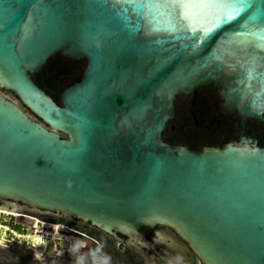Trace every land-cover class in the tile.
Segmentation results:
<instances>
[{"label": "water", "instance_id": "obj_1", "mask_svg": "<svg viewBox=\"0 0 264 264\" xmlns=\"http://www.w3.org/2000/svg\"><path fill=\"white\" fill-rule=\"evenodd\" d=\"M247 4L237 0L231 19H181L183 8L168 16L117 0H0V88L37 118L0 92V199L127 235L138 250L131 233L164 225L204 264H264V145L162 140L177 97L208 85L242 128L264 122V0ZM56 55L85 61L59 102L32 79ZM2 216L10 244L33 248L20 239L29 228ZM41 240L55 256L73 249Z\"/></svg>", "mask_w": 264, "mask_h": 264}, {"label": "flooded vegetation", "instance_id": "obj_2", "mask_svg": "<svg viewBox=\"0 0 264 264\" xmlns=\"http://www.w3.org/2000/svg\"><path fill=\"white\" fill-rule=\"evenodd\" d=\"M56 57H61L62 59L60 60V67L57 69V71L55 70V72H58V78L60 70H71V64L79 61L63 57L61 55H56L48 61L43 69L32 75V79L34 82L35 78L38 79V75L50 78L49 69L55 62ZM72 78L66 81L67 85L62 90L79 80L81 78V75L79 78ZM36 84L45 92H47V87L39 83ZM4 91L7 90L0 88V92ZM221 102L222 100L219 96L218 89L214 88L212 85H208L204 88L198 89L195 96L184 94L178 96L175 101V119L173 122H169L167 128L162 132L163 142L172 147L186 146L187 148L192 150L221 147L226 143L241 144L242 138L250 139L252 141L256 140L258 144L259 138L264 137V130L262 127L264 125V122H257L255 119L248 118L244 120V127L242 128L240 117L234 116L233 113L225 112L223 110ZM20 107L22 109L25 108L22 104L20 105ZM5 204L13 206L15 210H18L19 208L21 209V206H25L29 209L34 208L18 202L0 199V207L4 206ZM36 209L46 211L39 208ZM50 212L60 214L55 211ZM54 213H52L53 215L43 214L36 216H38V218H43L44 216L48 215L49 217L56 218L57 216H55ZM16 214H18L16 215L17 222L23 223L24 221H26L27 224H23H25L27 228L36 230L32 227V222L36 220V217L34 215H30L28 212H20ZM59 218L77 224V230L66 229L64 231L61 229L59 233L64 237L80 236L82 234H85L88 235L92 241V245H89L88 248L92 249L94 247H98V249L103 250H106L108 248L102 242V239L97 236L99 234L98 232L97 235H92L86 231L83 232L81 230V228L79 227V222L86 224V222H84L83 220L75 219L70 215H68L69 219H65L62 217ZM48 224L44 223V225ZM55 225L56 223H54V225L49 224V226H45L46 229L44 230H36V233L44 236L47 241H53L52 243H54L55 240L59 239L56 237L53 238L52 236L54 233L53 230ZM92 227L95 228L94 226ZM97 230L117 243L118 251L127 256V258L123 260L125 262L127 261L139 264L133 258L134 255H139L150 264H172L170 262V259L179 261L181 264H204L195 255L189 245L177 234V232L168 226L156 225L153 228L142 227L138 230V232L131 233L130 235L132 236V238L140 240L143 243V250H138L132 245L128 244L127 240L129 239V236L127 235L118 234V239L106 234L99 229ZM99 241H101V243ZM23 243L26 245L25 242ZM153 247H155L156 250ZM28 248L34 253L35 249L30 247ZM157 250L161 251L164 255L159 256L157 254ZM130 251H132V254ZM166 255L170 259H167ZM45 258L52 257L45 256L44 258L37 259Z\"/></svg>", "mask_w": 264, "mask_h": 264}, {"label": "rangeland", "instance_id": "obj_3", "mask_svg": "<svg viewBox=\"0 0 264 264\" xmlns=\"http://www.w3.org/2000/svg\"><path fill=\"white\" fill-rule=\"evenodd\" d=\"M82 66L84 67L85 61L82 59L81 61ZM70 70H60L59 77L60 78H66L70 73ZM38 78L39 75H38ZM53 80V79H52ZM53 83H56V80L52 81ZM5 98L13 101L15 104H17L20 107L19 100L10 92L4 91L1 92ZM32 119H37L33 114H31L26 108H23ZM23 210V211H22ZM16 211L17 213H23L28 212L30 215H34L36 217L37 222H39L38 226H34L33 229L38 230H44L46 229L45 226L54 225L56 223L54 230H53V238L57 237L59 240H61L59 243L60 247H67V248H73L70 250H65L63 248L58 250L57 256H55V248L53 245V249H48L46 251L45 243L40 242L42 241V235L37 234L36 230L29 229L27 236L25 237L26 240H28L29 245H33L34 253L22 242H13L9 246H2L0 245V264H135L131 262H125L123 261L125 258H127L126 255H123V253L119 252L117 249V243L106 237L105 234L98 231L96 228H93L89 224H84L82 222H79V227L84 232H88L89 234L97 235V232L99 233L97 236L102 239V242L108 247L106 250L98 249L97 248H88V246L92 245V241L88 235L82 234L80 236H66L64 237L59 232L60 230H66V229H73L77 230V224L73 222L75 225H69L66 223H60L57 220L49 218V216L39 217L36 215H43V214H50L53 215L50 211H42L38 210L36 208H26L25 206H21V209L18 210H12ZM59 213V212H57ZM55 214V213H54ZM57 216L56 218L60 220L59 217L69 219L68 214L60 213L55 214ZM63 220V219H62ZM31 222V221H30ZM23 223H26L24 221ZM29 223V222H28ZM44 223H49L48 225H44ZM32 231V232H31ZM50 236V235H49ZM62 236V237H61ZM41 237V238H40ZM101 243V241H99ZM109 243V244H108ZM39 246V247H38ZM155 248V247H153ZM76 249V250H74ZM74 250V251H73ZM156 250V248H155ZM77 251V252H76ZM47 253L52 258H45V259H37L41 258V255L44 253ZM132 254V251H130ZM35 254V255H34ZM157 254L159 256L164 255L161 251L157 250ZM55 256V257H53ZM134 260L137 261L139 264H150L148 261H146L143 257L137 255H134ZM167 259H170L166 255ZM170 262L172 264H181L179 261L171 260Z\"/></svg>", "mask_w": 264, "mask_h": 264}, {"label": "snow or ice", "instance_id": "obj_4", "mask_svg": "<svg viewBox=\"0 0 264 264\" xmlns=\"http://www.w3.org/2000/svg\"><path fill=\"white\" fill-rule=\"evenodd\" d=\"M236 2L237 0H151L149 3H142L140 0H117V3L130 5L138 9L163 7L166 10L165 14L168 16L173 14L172 11H168L169 9L174 11L177 8H183L186 11L181 14V19L187 18L189 15L199 16L205 12L211 15L213 10L217 13L224 10L225 15L231 19L234 18L233 10ZM239 2L241 7L248 6L247 0H239ZM235 10L238 11V9ZM251 19H254V17Z\"/></svg>", "mask_w": 264, "mask_h": 264}, {"label": "trees", "instance_id": "obj_5", "mask_svg": "<svg viewBox=\"0 0 264 264\" xmlns=\"http://www.w3.org/2000/svg\"><path fill=\"white\" fill-rule=\"evenodd\" d=\"M57 60V61H56ZM55 62L49 69V76L50 78L44 77L42 75H39L40 78L36 79L35 82L44 85L47 87L48 90L47 93L56 101L59 102V95L61 93V90L67 85L68 80H70L72 77L79 78L83 71V66L80 61H76L75 63L71 64V70L70 74L66 78H58V72L57 69L60 67V60L61 57H56ZM64 63V62H63ZM51 71V72H50ZM79 74V75H78ZM56 80V83H53V80ZM73 79V78H72ZM264 130V125L262 126ZM258 144L260 146L264 145V137L259 138Z\"/></svg>", "mask_w": 264, "mask_h": 264}, {"label": "bare ground", "instance_id": "obj_6", "mask_svg": "<svg viewBox=\"0 0 264 264\" xmlns=\"http://www.w3.org/2000/svg\"><path fill=\"white\" fill-rule=\"evenodd\" d=\"M15 210V209H14ZM4 212V213H6V214H13V215H18V214H16L17 212L16 211H9V210H3V209H0V212ZM2 220H4V216H2V217H0V244H2V246H6V245H8V244H10V237H11V239H12V237L14 238L15 236H16V233L15 232H11L10 234H9V236H7V235H4L5 233H4V231L5 230H8L7 228L6 229H4L3 227H1V223H2ZM27 233H28V231L26 232V234L24 235V236H22L20 239H23V238H25L26 236H27Z\"/></svg>", "mask_w": 264, "mask_h": 264}]
</instances>
